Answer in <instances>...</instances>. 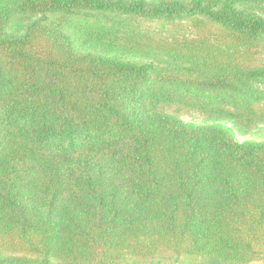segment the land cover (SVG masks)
<instances>
[{"label":"trees","instance_id":"obj_1","mask_svg":"<svg viewBox=\"0 0 264 264\" xmlns=\"http://www.w3.org/2000/svg\"><path fill=\"white\" fill-rule=\"evenodd\" d=\"M263 52L264 0H0V264H264Z\"/></svg>","mask_w":264,"mask_h":264},{"label":"rangeland","instance_id":"obj_2","mask_svg":"<svg viewBox=\"0 0 264 264\" xmlns=\"http://www.w3.org/2000/svg\"><path fill=\"white\" fill-rule=\"evenodd\" d=\"M28 23V20H26L24 22V25ZM149 28L150 31H152L155 34H164L166 36L169 37H176L180 40L183 39V37H189V38H200L203 36H218L221 35V32H219L218 29H213L212 27L209 26H205V25H200V26H193L191 24H187L185 26H181L177 28L178 32L173 31V28L171 27H166V28H162L160 25H148L147 26ZM164 35H162L164 37ZM249 64H253V65H264V52L263 53H259L256 54V56L250 61ZM170 111H174V108H172V110ZM178 114L181 115L182 118L186 119V120H190V119H195L196 120H204L205 119V115H201L199 112L194 111V112H189V111H184V112H178L176 111ZM264 136V127H262V129L259 130H254L251 133L248 134H241L240 132H237V138L240 142H244V141H249V140H256V141H260L263 139Z\"/></svg>","mask_w":264,"mask_h":264}]
</instances>
